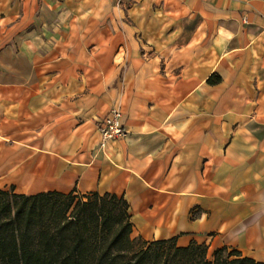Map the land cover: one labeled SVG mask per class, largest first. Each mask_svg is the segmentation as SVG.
I'll use <instances>...</instances> for the list:
<instances>
[{
    "label": "crops",
    "instance_id": "obj_1",
    "mask_svg": "<svg viewBox=\"0 0 264 264\" xmlns=\"http://www.w3.org/2000/svg\"><path fill=\"white\" fill-rule=\"evenodd\" d=\"M11 188L123 197L136 238L264 263V0H0Z\"/></svg>",
    "mask_w": 264,
    "mask_h": 264
},
{
    "label": "trees",
    "instance_id": "obj_2",
    "mask_svg": "<svg viewBox=\"0 0 264 264\" xmlns=\"http://www.w3.org/2000/svg\"><path fill=\"white\" fill-rule=\"evenodd\" d=\"M76 195L0 190V264H264L227 247H178L176 239L137 248L123 197Z\"/></svg>",
    "mask_w": 264,
    "mask_h": 264
},
{
    "label": "built area",
    "instance_id": "obj_3",
    "mask_svg": "<svg viewBox=\"0 0 264 264\" xmlns=\"http://www.w3.org/2000/svg\"><path fill=\"white\" fill-rule=\"evenodd\" d=\"M121 116L120 110H113L110 116L99 122L98 128L102 138L101 146H105L109 141L127 137L128 132L121 124Z\"/></svg>",
    "mask_w": 264,
    "mask_h": 264
},
{
    "label": "rangeland",
    "instance_id": "obj_4",
    "mask_svg": "<svg viewBox=\"0 0 264 264\" xmlns=\"http://www.w3.org/2000/svg\"><path fill=\"white\" fill-rule=\"evenodd\" d=\"M76 196H77L76 198H78V199L81 198V197H83V196H81V195H76ZM119 199H120V197H119ZM84 201L87 202V201H88L87 198L84 197ZM122 201H123V200H122ZM76 203H77V200L75 201L74 206H75ZM119 206H121V203L119 204ZM131 238L134 239V240H136L137 248H138V247H142L143 244H144V242H146V241H144V240L141 239V238H136V237H134L133 234L131 235ZM221 247H222V246H221ZM227 248H229L230 251L236 250V249H234V248H230V247H227ZM213 251H214V250L210 251V254H212Z\"/></svg>",
    "mask_w": 264,
    "mask_h": 264
}]
</instances>
